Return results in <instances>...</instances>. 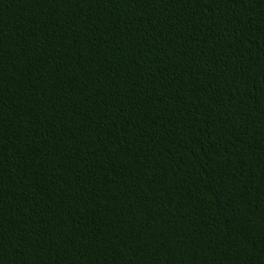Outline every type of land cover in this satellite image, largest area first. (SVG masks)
<instances>
[{"label": "trees", "instance_id": "trees-1", "mask_svg": "<svg viewBox=\"0 0 264 264\" xmlns=\"http://www.w3.org/2000/svg\"><path fill=\"white\" fill-rule=\"evenodd\" d=\"M0 264H264V0H0Z\"/></svg>", "mask_w": 264, "mask_h": 264}]
</instances>
